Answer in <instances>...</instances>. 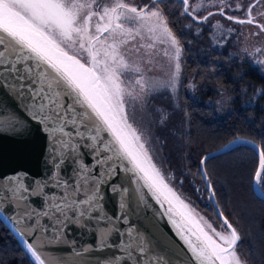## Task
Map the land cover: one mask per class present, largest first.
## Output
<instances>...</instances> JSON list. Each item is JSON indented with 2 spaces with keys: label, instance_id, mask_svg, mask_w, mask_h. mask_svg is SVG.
Listing matches in <instances>:
<instances>
[{
  "label": "snow or ice",
  "instance_id": "1",
  "mask_svg": "<svg viewBox=\"0 0 264 264\" xmlns=\"http://www.w3.org/2000/svg\"><path fill=\"white\" fill-rule=\"evenodd\" d=\"M161 3L163 0H151V6L137 7L125 0L111 4L107 0H0V87L7 86L19 97L31 119L42 126L50 139L53 161V170L42 183L27 185L20 176L0 183V216L7 203L19 210L15 223L31 221L22 231L18 229L22 237L51 227L54 238L59 239L69 225L101 220L111 223L113 217L107 215L104 205L107 187L118 198L120 214L114 219L128 227H113L120 237L116 244L108 239L111 233L101 236L102 249L115 248L121 253L102 264H169L163 255L151 252L150 242L131 225L129 188L113 182L123 173L137 185L140 203L145 202L146 189L164 208L191 252L190 264H242L237 251L241 239L238 229L220 212L221 227L228 232L217 231L181 198L167 182L170 177L153 162L143 136L126 113L124 79L141 72L122 55L121 48L129 38L135 39L146 27L175 48L171 79L150 81L141 77L135 81L141 95L145 89L175 88L180 75L179 41L168 26ZM182 4L183 14L189 15V0H182ZM255 6L248 7L247 21L235 22L253 23ZM260 27L264 31V25ZM26 130L15 115L0 114V133L20 135ZM257 154L254 182L264 192V150L257 149ZM66 165L71 168L67 177L61 175ZM200 172L214 198L212 180L203 167ZM31 196L41 198L39 210L29 207ZM24 244L35 264H47L39 251L42 241L25 239Z\"/></svg>",
  "mask_w": 264,
  "mask_h": 264
},
{
  "label": "rangeland",
  "instance_id": "2",
  "mask_svg": "<svg viewBox=\"0 0 264 264\" xmlns=\"http://www.w3.org/2000/svg\"><path fill=\"white\" fill-rule=\"evenodd\" d=\"M107 2L111 4L114 0ZM125 2L137 7L151 6V0H125ZM252 4H256L252 11L253 23H236V20L247 21V9ZM163 5L159 4V7L165 17V10L183 14L182 0H163ZM188 7L190 9L188 17L195 21V31L201 29L202 22L208 26L210 45L217 49H225L230 63L241 65V62L248 61L263 75L259 83L251 80L248 83H238L236 86L243 97V104H251L257 100L264 104V51H260L264 50V31L260 27L264 25V0L260 3H256V0H189ZM222 10L223 14H221ZM209 13L212 15L209 16ZM205 16H209L207 21L203 20ZM228 16L234 19L229 20ZM170 30L172 31L171 28ZM172 34L179 41L173 31ZM179 47L181 71L175 88L166 86L154 90L145 89L141 95L140 85L135 82L141 77L150 81L171 79L176 63L175 48L170 41H162L157 35L149 33L146 27L135 39L129 38V42L122 46V55L141 69L140 73L129 74L124 79L123 86L128 93L126 113L129 122L143 136L153 162L166 177H170L167 180L170 186L196 210L199 216L203 217L206 223L211 224L217 231L227 233L228 230L221 227L222 220L211 205L199 169L189 167L186 161L185 92L198 99L200 91L193 75L186 77L184 85L182 83L183 49L180 41ZM240 65L234 72L235 79L243 76L244 67ZM235 95L232 89L216 87L215 96L207 100L218 109H223L230 105ZM206 171L216 191L215 198L219 208L241 235L237 251L242 264H260L254 245L250 241L243 240L244 237L228 202L225 184L209 170ZM258 187L260 188L259 185Z\"/></svg>",
  "mask_w": 264,
  "mask_h": 264
},
{
  "label": "trees",
  "instance_id": "3",
  "mask_svg": "<svg viewBox=\"0 0 264 264\" xmlns=\"http://www.w3.org/2000/svg\"><path fill=\"white\" fill-rule=\"evenodd\" d=\"M165 15L182 45V83L184 85L186 77L193 75L200 91L198 99L186 92L184 97L188 166L198 169L199 160L205 152L236 137L250 139L264 150V104L259 100L243 104V97L236 86L251 80L259 83L263 75L248 61H243V76L235 79L233 75L240 64L230 63L225 49L209 44L206 23L202 22L201 29L195 31V21L190 20L188 15L173 10H165ZM188 21L191 23L187 24ZM216 87L232 89L236 93L226 108L218 109L207 100L215 96ZM257 164L258 156L253 145L246 140H237L225 151L207 158L205 168L225 184L228 202L245 238L243 240L254 245L260 264H264V197L254 191L252 184ZM0 264H35L1 216Z\"/></svg>",
  "mask_w": 264,
  "mask_h": 264
},
{
  "label": "water",
  "instance_id": "4",
  "mask_svg": "<svg viewBox=\"0 0 264 264\" xmlns=\"http://www.w3.org/2000/svg\"><path fill=\"white\" fill-rule=\"evenodd\" d=\"M0 114L5 117L15 115L27 129L20 135L8 132L0 133V183H4L14 176L22 177L27 185L42 183L53 170V161L50 156L51 144L47 133L43 131L41 125L31 119L29 113L25 110L24 102L7 86L0 87ZM237 140H246L251 145H256V148H254L256 154L257 149H260L259 145L250 139L233 138L221 146L205 152L199 160V172L201 167L206 170L205 164L201 165L200 163L202 160L225 151ZM85 159L90 158L85 157ZM70 172L71 168L66 165L62 169L61 175L67 177ZM200 174L204 182L203 174L201 172ZM113 182H119L124 187L129 188L130 223L150 242L151 252L157 256L163 255L169 261V264H190L191 252L180 240L167 214H165L164 208L152 199L146 189H143L145 202L140 203L136 192L137 185L130 183L129 177L124 176L123 173ZM252 184L254 191L264 197V192L254 182V176ZM205 187L211 205L220 220H222L223 217L219 216L222 211L216 198H211V193L206 184ZM48 191H51V189H48ZM104 191L105 212L108 216L113 217L111 223L107 220H101L99 222L85 221L84 226L69 225L59 239L54 238L51 227L47 231L37 232L33 235L26 233L22 237L18 229L22 231L31 221L25 219L21 224L15 223L19 210H14L7 203L4 205V215L1 217L17 235L24 248L25 239L33 243H36L37 240L42 241L43 246L39 251L46 259L47 264H102L106 259L114 258L121 255V253L115 248L102 249L100 247L101 236L111 233V235H108V239L112 244H116L120 237L112 231L113 227H118L121 230H126L128 227V225L119 223L114 219L120 214L118 198L109 192L107 187ZM41 203V198L37 196L29 198V207H35L39 210ZM164 207H167V205ZM4 216L11 217V220L4 219ZM41 223L44 224L45 220L42 219ZM122 264H127V262L122 261Z\"/></svg>",
  "mask_w": 264,
  "mask_h": 264
}]
</instances>
